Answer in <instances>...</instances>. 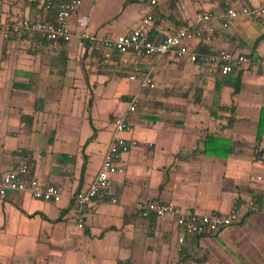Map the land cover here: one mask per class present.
<instances>
[{
	"label": "crops",
	"instance_id": "obj_1",
	"mask_svg": "<svg viewBox=\"0 0 264 264\" xmlns=\"http://www.w3.org/2000/svg\"><path fill=\"white\" fill-rule=\"evenodd\" d=\"M55 1L0 0V11L3 18L34 20L45 18ZM86 1L82 0L79 13L88 17L91 34L102 22L92 24L94 7L85 6ZM149 1L141 2L149 8L143 18L155 14L157 6L161 37L174 30L167 20L185 24L195 14L208 11L215 15L214 33L208 43L191 41L195 51L224 49L264 60V16L257 21L232 19L223 29L217 18L219 0H158L154 6ZM234 1L256 7L262 0ZM258 26L260 32H256ZM72 29L74 37L63 49L27 33L9 39L0 36V177L26 163L32 167L31 177L59 187L64 194L57 203L18 192L0 198V264H264V182L250 181L253 176L264 177V134L256 142V125L264 107L262 71L248 66L241 70L238 94H232L230 87L216 94L214 67L165 57L153 67L152 89L129 82L130 92L118 97L116 104L124 107L121 112L97 110L96 104L103 106L110 97L108 81H101L104 89L96 96L90 87L97 80H91L87 88L95 117L113 126L116 118L126 115L129 129L124 137L138 146L121 156L124 173L109 179V196L117 203L94 201L78 213L73 195L93 181L114 128L101 142L96 129L81 134L80 125L73 126L77 114L59 110L66 102L64 92H69L63 86L74 84L78 67L87 82L93 70L104 74L98 71L99 57L83 49L74 22ZM185 70L189 77L181 79ZM181 85L188 86L182 93L176 89ZM39 86L45 87V93L39 92ZM157 86L163 88L162 94L152 91ZM37 92L43 96L37 97ZM134 95L136 111L128 113L129 97ZM40 100L44 107L36 111ZM50 106L57 108L51 112ZM222 117H229V125L219 131L216 125ZM210 134L237 142L242 134L249 135L254 145L239 144L226 157L217 148L205 154L204 139ZM92 142L99 147L92 149ZM255 197L261 202L241 223L213 236L187 235L182 244L177 243L173 217L145 221L134 210L137 201H170L197 213L223 214Z\"/></svg>",
	"mask_w": 264,
	"mask_h": 264
},
{
	"label": "built area",
	"instance_id": "obj_2",
	"mask_svg": "<svg viewBox=\"0 0 264 264\" xmlns=\"http://www.w3.org/2000/svg\"><path fill=\"white\" fill-rule=\"evenodd\" d=\"M158 0H150L154 6ZM82 0H63L54 11L45 17L37 19H10L3 18L0 11V36L9 39L14 35L27 33L36 38L43 39L53 47L68 44L74 34L72 23L80 29L78 38L83 49L90 55L99 57L98 71L104 74L125 78L129 82H137L140 89L154 87L152 70L155 64L165 57L173 59L187 58L192 63H199L217 69L221 75H229L234 71H241L248 66L262 71L264 78V60L262 58H249L242 53L218 49L211 52L195 51L191 41L208 43L214 33L211 26L215 15L203 11L181 27L175 29L170 35L158 42L146 38L151 25L152 15L145 16L130 32L111 36H98L90 34L88 17L80 15L79 9ZM217 18L221 28L226 29L232 19L246 18L257 21L264 16V0L256 7L232 6L228 0H221ZM137 96L129 97L127 111L134 113L137 107ZM113 137L103 157L100 168L89 186L77 191L73 195L76 212L94 201L110 200L117 203L115 197L109 196V179L113 175H121L124 169L120 163L123 154L136 148L137 142L127 139L124 134L128 131L126 115L118 117L113 123ZM31 165L23 163L14 170L0 177V198L10 192L27 193L30 197L47 203H57L63 197V191L56 186L47 185L30 176ZM250 181L264 182V177L253 176ZM257 208V204L248 201L238 207H233L228 212L197 213L187 207H181L170 201H137L134 210L141 217L147 218L155 215L157 218L173 217L174 231L178 244H182L187 235L203 236L216 235L221 231L241 223L243 219Z\"/></svg>",
	"mask_w": 264,
	"mask_h": 264
},
{
	"label": "rangeland",
	"instance_id": "obj_3",
	"mask_svg": "<svg viewBox=\"0 0 264 264\" xmlns=\"http://www.w3.org/2000/svg\"><path fill=\"white\" fill-rule=\"evenodd\" d=\"M142 0H87L85 2V6L87 7H94V20L92 24H98L99 21L102 22V27H100L97 31H90L93 34L95 32L98 36H108L107 34H114L115 32L117 34H125L128 32L129 28L133 24H139V22L143 19V16L146 14L147 10L149 9L147 6L143 5ZM219 6L221 5V0H219ZM94 5V6H93ZM199 6H203L205 8V5L200 4ZM89 7V8H90ZM91 26V24H90ZM259 28V26H258ZM257 28V29H258ZM261 28H259L256 32H260ZM97 60L95 61L94 65L97 66ZM191 69H196L195 66L188 64ZM95 73H91L89 78V82H87L86 77L84 76L83 69L78 67L75 72V78L74 84L71 86V82L66 83L63 88L64 90H69L68 93L64 92L65 95V103L61 104V107H59V110L70 112L73 114L78 115V118H74L76 121L74 122V125H80V133L85 134L86 131L89 133H93V129H96L95 132L98 133V138L101 142H104L109 135V133L112 132V125L108 120L104 121L102 119L98 120L97 117H95L94 114V106H89V97H90V91L89 88H87V85H91V80H97V84L94 87H90L93 94L99 95V90L104 89L103 86H101V81H108L107 82V96H110L105 103L102 105H99L98 103L96 106L98 107L97 110L100 112H121L123 110L122 105H118V97H121L122 95H125L130 92V83L127 79L118 77L114 75L113 73L110 74L113 78H108L104 74H99L95 70H93ZM189 77L188 71L185 70L182 72L181 79H187ZM185 81V80H184ZM187 89L188 86H182L176 87L178 91L182 93L184 89ZM193 89L195 87H192ZM94 89L96 91H94ZM39 92L43 91L45 93V87L39 86L38 87ZM156 95L162 94L163 88L161 86H157L154 90H152ZM40 93L37 92V97H42L43 95H40ZM85 102V104H84ZM56 106H50L48 108V111H55ZM96 110V109H95ZM149 112H153V109L151 108ZM96 113V112H95ZM81 114L84 118H80ZM73 119V117L71 118ZM229 117H222L219 119V123L216 125L217 130L222 131L228 124ZM72 123L70 122L69 125ZM220 128V129H219ZM87 129V130H86ZM242 130L247 131V128H242ZM248 134V132H247ZM92 138L89 139L88 142H91ZM241 144L252 146L254 145V141L252 137L249 135H243L241 136L240 140ZM262 143L264 144V137L262 140ZM92 149H97L99 144L97 142H92ZM94 151V150H92ZM91 162H95V160H92Z\"/></svg>",
	"mask_w": 264,
	"mask_h": 264
},
{
	"label": "trees",
	"instance_id": "obj_4",
	"mask_svg": "<svg viewBox=\"0 0 264 264\" xmlns=\"http://www.w3.org/2000/svg\"><path fill=\"white\" fill-rule=\"evenodd\" d=\"M62 2H63V0H58L57 2L55 1V3H51L49 5L50 6L49 10L50 11H54L58 7V5L60 3H62ZM229 2L234 7L239 6V4L237 2H235L234 0H229ZM241 5H246V4H241ZM246 6H248V5H246ZM248 7H250V6H248ZM158 10L159 9L156 6L155 10H154V11H156V13L155 14L152 13V21H151L152 24L148 28L147 35H146V38L151 40L152 42H158V41H160V40H162V39H164L166 37V35L161 37V34H159L160 32L157 29L158 28V24L160 23V17H159ZM44 14H46V11H44ZM166 23L173 25V29L175 30V29L181 27L184 24V21L172 19V20H167ZM260 39H261V37H259L255 41L254 46L260 41ZM39 40L44 42V43H47V44L51 45L49 42H47V41H45L43 39H39ZM66 45L67 44H60L58 47H55V48L56 49H63ZM204 51H208V50L205 49ZM249 58H251V57H249ZM253 58H257V57H253ZM196 64H199V63H196ZM199 65H202V64H199ZM110 74H112V73H110ZM214 77H215V82H214V87H213V92L214 93L219 94L221 89L224 88V87H230L232 89V94H234V95L239 93V91L241 89V85H242V71H238V72L234 71L233 73H231L229 75H221V73L216 69L215 73H214ZM18 88L22 89V90H28L29 89V87H27V86H19ZM123 99H125V97ZM37 104L34 107V110H36V111L38 109L44 107V102L42 100H40V105H37ZM222 109L225 110V111L228 110L226 108H222ZM23 118L25 119V117H23ZM227 125H229V122H228ZM263 134H264V107H262L261 110H260V115H259L258 122H257V125H256V142L257 143L260 142L261 137H262ZM239 144H241L240 141L237 142V141H232V140H229V139H222V138L216 137L215 135L210 134V135H207L205 137V139H204V153L205 154H209V150L210 149L213 150V149L217 148V149L222 150L223 151L222 156L226 157L231 152H233L235 150V148ZM252 201L254 203L258 204V202H261V199L255 197V198H252ZM140 218L145 220V221H154L157 217L155 215H150L147 218H143L141 216H140ZM208 236H213V235H208Z\"/></svg>",
	"mask_w": 264,
	"mask_h": 264
}]
</instances>
